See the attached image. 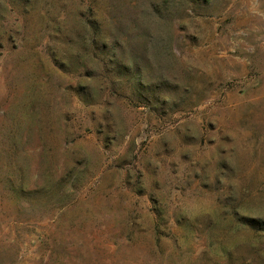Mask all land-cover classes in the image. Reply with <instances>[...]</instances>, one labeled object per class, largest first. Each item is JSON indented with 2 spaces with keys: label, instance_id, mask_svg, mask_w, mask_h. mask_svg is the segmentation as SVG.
I'll return each mask as SVG.
<instances>
[{
  "label": "rangeland",
  "instance_id": "1",
  "mask_svg": "<svg viewBox=\"0 0 264 264\" xmlns=\"http://www.w3.org/2000/svg\"><path fill=\"white\" fill-rule=\"evenodd\" d=\"M0 264H264V0H0Z\"/></svg>",
  "mask_w": 264,
  "mask_h": 264
},
{
  "label": "trees",
  "instance_id": "2",
  "mask_svg": "<svg viewBox=\"0 0 264 264\" xmlns=\"http://www.w3.org/2000/svg\"><path fill=\"white\" fill-rule=\"evenodd\" d=\"M95 34H97L96 32H94Z\"/></svg>",
  "mask_w": 264,
  "mask_h": 264
}]
</instances>
